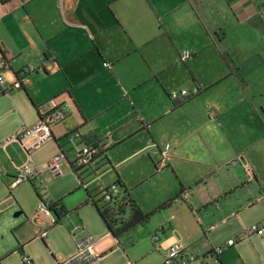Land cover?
<instances>
[{
    "label": "crops",
    "instance_id": "0c3cea01",
    "mask_svg": "<svg viewBox=\"0 0 264 264\" xmlns=\"http://www.w3.org/2000/svg\"><path fill=\"white\" fill-rule=\"evenodd\" d=\"M261 1L0 0V58L9 63L0 96L25 119L52 98L65 103L68 116L53 129L59 150L108 144L99 172L114 174L111 183L120 182L150 215L119 239L105 225L94 264H163L177 243L198 258L191 264L204 257L214 264L216 246L224 247L220 264H264V239L248 232L264 223ZM185 51L192 56L182 60ZM181 91L189 95L175 107L172 94ZM167 143L172 158L160 167L154 158ZM151 182L157 192L146 186L136 193ZM35 214L5 227L0 264H24L20 247L34 264L76 252L73 240L53 261L35 255L33 242L54 251L51 228L59 219L57 211L39 220ZM160 228L156 249L152 235Z\"/></svg>",
    "mask_w": 264,
    "mask_h": 264
},
{
    "label": "built area",
    "instance_id": "2783aa9c",
    "mask_svg": "<svg viewBox=\"0 0 264 264\" xmlns=\"http://www.w3.org/2000/svg\"><path fill=\"white\" fill-rule=\"evenodd\" d=\"M260 16L264 18V0L261 1V8L259 10ZM192 56V53L185 51L182 55V60H187ZM8 61L5 58H0V86H4L6 83V71L8 69ZM26 73H30V69L25 70ZM13 87H20V84L16 81ZM189 94L187 91H181L179 93H173L172 98L178 99L180 97H186ZM214 112H210V116H215ZM67 105L63 102L58 101L56 98H52L39 107V119L33 126H24L16 134L9 137L5 144L19 143L30 155L33 151L39 149L43 145L47 144L53 137V129L58 124L66 120ZM109 145L106 143H95L84 145L79 148L74 157L73 161L68 157L66 152L60 150L49 162L48 169L51 170L57 177L67 174L69 171H75L79 175L81 185L89 193L90 202H97L100 205L105 204L110 208L119 209L121 207H128L127 191L118 183H110L108 186L102 185V180L108 173L99 172V159L101 155L107 153ZM172 147L171 144L167 143L164 149L160 151L161 160L159 163L160 167H164L172 158ZM80 171H84V175H80ZM7 176L3 171H0V179ZM84 177V178H83ZM38 180V172L33 165L25 166L24 168L18 169L16 174L13 176V181L10 185V189H14L19 185L26 182H36ZM92 185H97L98 199L93 196L90 188ZM7 200H11L12 206L15 205L14 197L11 194L4 202L0 203V216L4 211V204ZM61 204L58 202H51L46 197L41 199L38 209L35 214V220L39 218H45L48 215H52L54 211H59ZM58 219L53 220V225L56 224ZM163 228H160L152 235V240L156 249L159 247L160 233ZM248 232L250 234H257L264 239V223L253 225ZM71 233L76 243V252L66 258H60L56 264H94L99 258L97 252L98 241L94 238L82 223L74 224L71 229ZM46 234H41L44 237ZM235 240L231 239L227 242L228 247L235 245ZM224 251L223 246L214 247L210 256L216 258L214 264H220L218 258ZM208 255V256H209ZM21 259L24 264H34V262L24 253L21 254ZM198 260L194 255L189 254L186 248L181 244H174L170 246L166 252L165 264H191ZM204 264L206 257L200 258Z\"/></svg>",
    "mask_w": 264,
    "mask_h": 264
},
{
    "label": "rangeland",
    "instance_id": "374dc122",
    "mask_svg": "<svg viewBox=\"0 0 264 264\" xmlns=\"http://www.w3.org/2000/svg\"><path fill=\"white\" fill-rule=\"evenodd\" d=\"M229 44L231 48H235V41H230ZM6 98L8 97L0 96V171L5 172L7 175H15L18 169L33 165L38 172V180L36 182L23 183L10 190L11 180L8 179L7 176L0 179V203L4 202L12 194L16 201L18 200L24 207L23 214L16 216L17 213L22 211V207L18 204L7 209L11 200H7L4 204V211L0 216V245H4V243L8 244V240H6L7 236L4 232L6 226L8 227V225L16 221H26L28 218V212L37 211L42 199L39 198L37 192L35 191L37 188L40 193H43V195L45 194L46 198L51 202H58L62 200L67 208V213L69 214L66 215V217H63L59 224L51 228V231H53L52 245L54 251L52 250V252H49L45 247H42L43 249H41L36 242H33L30 245V249L35 255L43 257L44 260L50 258V260L53 261L51 256L52 253L55 256L58 255L67 243L75 241L71 233V228L75 223H82L87 232H89L96 239L104 236L107 233V230L92 202L83 205L84 207L80 206L81 202H83V199L86 197L85 193L87 192H85V189L81 185V180L78 176L79 174L75 171H69L67 174L57 177L56 174L48 169V162L60 152L59 147L53 139L39 149L33 151L30 155L26 150H24L21 144L17 142L5 144L9 137L16 134L24 126H31L38 122L40 107L38 106L37 110H34L33 113L26 112L28 118L25 119L21 116V114H19V112H13L12 105L9 101H6ZM216 117L217 115L214 117L211 116L212 120H215ZM73 141L74 139L71 140V142ZM8 147L9 149H7ZM79 148L80 147L78 145L69 143L65 146L64 150L68 152V155L71 158L75 155ZM154 159L156 164H159L161 156L158 155ZM168 163L165 166H167ZM79 173L81 176L84 175V171H80ZM110 175L103 178L101 182L102 185L108 186L111 182L116 181L114 178L113 180H110L114 174ZM153 184L154 183L151 182L148 185H145V187H139L136 190V193L142 194L143 191L148 190L146 188L150 186L152 192H157L158 186H152ZM165 184L166 182L161 180L160 186ZM90 191L93 196L98 199L99 193L97 185H92ZM77 207L79 208L76 210ZM253 225L256 224H252L248 227V229H250ZM146 229H148V226L140 228L137 231V234L135 233L134 240H139V235L143 232L142 230ZM128 250L134 249L129 248ZM44 251L48 254V258ZM163 264H165V260Z\"/></svg>",
    "mask_w": 264,
    "mask_h": 264
},
{
    "label": "trees",
    "instance_id": "16d2710c",
    "mask_svg": "<svg viewBox=\"0 0 264 264\" xmlns=\"http://www.w3.org/2000/svg\"><path fill=\"white\" fill-rule=\"evenodd\" d=\"M7 1V0H3ZM184 100H175L174 106L178 107L182 105ZM120 183V182H119ZM118 183V184H119ZM122 186V185H121ZM11 190V189H10ZM37 192V195L41 199V193L39 189H35ZM128 193V192H127ZM58 203L61 204V201H58ZM90 203V200L88 199V202ZM93 205L96 207L100 217L104 221L106 227L108 228L109 232H111L116 238H122L127 237L131 231L136 229L139 226H143L148 223L149 220V214L143 212L131 199V196L128 195L127 198V204L129 206V215L126 216L127 210L125 207H121L119 209L110 208L105 204H99L97 202H92ZM58 216L59 219L56 224H59L61 221V216L66 217L68 213L66 212V209L61 205V209L59 210ZM128 240V238H127ZM18 252L20 254L23 253V247H20L18 249Z\"/></svg>",
    "mask_w": 264,
    "mask_h": 264
},
{
    "label": "water",
    "instance_id": "95a60500",
    "mask_svg": "<svg viewBox=\"0 0 264 264\" xmlns=\"http://www.w3.org/2000/svg\"><path fill=\"white\" fill-rule=\"evenodd\" d=\"M19 215H20V213H17V214H16V216H19Z\"/></svg>",
    "mask_w": 264,
    "mask_h": 264
}]
</instances>
